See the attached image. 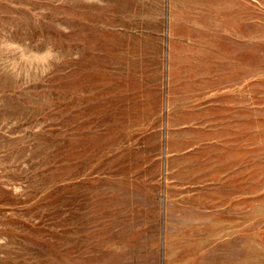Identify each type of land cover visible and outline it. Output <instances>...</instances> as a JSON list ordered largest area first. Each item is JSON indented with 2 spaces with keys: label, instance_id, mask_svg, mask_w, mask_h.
Returning a JSON list of instances; mask_svg holds the SVG:
<instances>
[{
  "label": "rangeland",
  "instance_id": "rangeland-1",
  "mask_svg": "<svg viewBox=\"0 0 264 264\" xmlns=\"http://www.w3.org/2000/svg\"><path fill=\"white\" fill-rule=\"evenodd\" d=\"M0 264H264V0H0Z\"/></svg>",
  "mask_w": 264,
  "mask_h": 264
}]
</instances>
